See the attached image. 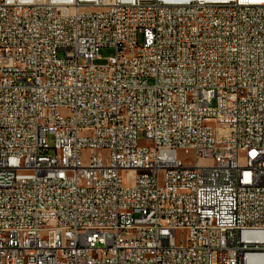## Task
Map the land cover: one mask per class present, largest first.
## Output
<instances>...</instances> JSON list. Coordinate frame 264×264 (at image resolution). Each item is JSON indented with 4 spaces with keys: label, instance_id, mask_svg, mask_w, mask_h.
<instances>
[{
    "label": "built area",
    "instance_id": "built-area-1",
    "mask_svg": "<svg viewBox=\"0 0 264 264\" xmlns=\"http://www.w3.org/2000/svg\"><path fill=\"white\" fill-rule=\"evenodd\" d=\"M0 264H264V0H0Z\"/></svg>",
    "mask_w": 264,
    "mask_h": 264
},
{
    "label": "rangeland",
    "instance_id": "rangeland-1",
    "mask_svg": "<svg viewBox=\"0 0 264 264\" xmlns=\"http://www.w3.org/2000/svg\"><path fill=\"white\" fill-rule=\"evenodd\" d=\"M114 55H115V50H114V49H111V48H102V49L100 50V52H99V57L101 58V60L96 61V62H95V65H96V66H105V65H107V62H108L109 58L113 57ZM228 134H229V132H228L227 130H223V129H221V130L219 131V136H220V137H225V136H227ZM140 137H142V135H141ZM48 142H49V145H50V146L53 145V139H52V137H49ZM105 154H106V152L103 151V152H102V155H105ZM179 157H180L181 159H186V158H187V157L184 155V153H179ZM84 158H86V159L88 158V153H87V154H84Z\"/></svg>",
    "mask_w": 264,
    "mask_h": 264
}]
</instances>
